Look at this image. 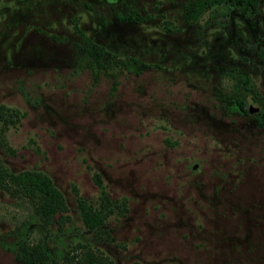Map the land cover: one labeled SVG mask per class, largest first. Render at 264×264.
<instances>
[{"label": "rangeland", "instance_id": "rangeland-1", "mask_svg": "<svg viewBox=\"0 0 264 264\" xmlns=\"http://www.w3.org/2000/svg\"><path fill=\"white\" fill-rule=\"evenodd\" d=\"M186 1L0 0V105L18 113L0 121V160L62 193L49 247L80 242L111 264H264V125L228 110L248 93L264 108V0L256 16L222 5L193 24ZM130 11L145 19L122 21ZM73 24L104 48L98 61ZM94 174L125 204L100 235L76 208L97 202ZM28 213L0 191V264H20L3 244Z\"/></svg>", "mask_w": 264, "mask_h": 264}, {"label": "trees", "instance_id": "trees-1", "mask_svg": "<svg viewBox=\"0 0 264 264\" xmlns=\"http://www.w3.org/2000/svg\"><path fill=\"white\" fill-rule=\"evenodd\" d=\"M259 2L260 0H187L182 5L181 16L186 23L193 24L204 10L222 5L237 8L242 13L249 12L250 16H255L260 13ZM120 19L139 23L145 17L140 16L136 11H130ZM213 20L216 23L219 21L216 17ZM73 29L82 41L80 50L92 57L94 61H98L105 53L104 48L91 41L76 24H73ZM257 54L263 56L262 48L258 49ZM233 78L237 88L243 84L252 89L246 75L235 74ZM229 110L239 114H245L247 111L241 99L232 102ZM17 117L16 111L0 105V121L3 124L13 122ZM256 122L259 126L264 124V110L256 117ZM93 180L100 188L97 202L91 204L83 198H77L76 208L86 232L100 235L106 233L103 228L105 219L114 212L123 213L125 204L111 200L107 196L98 174L93 175ZM0 191L25 203L29 209L24 222L14 228L13 241L10 244H3L6 250L13 252L20 264H111L102 253L96 250L94 252L88 245L80 242L70 244L68 249L48 246L49 236L60 233L59 218L64 216L68 208L62 193L47 175L32 169L12 172L0 160ZM54 223L58 225V228L57 231L51 232L50 227ZM33 231H36L38 236L31 240Z\"/></svg>", "mask_w": 264, "mask_h": 264}, {"label": "flooded vegetation", "instance_id": "flooded-vegetation-1", "mask_svg": "<svg viewBox=\"0 0 264 264\" xmlns=\"http://www.w3.org/2000/svg\"><path fill=\"white\" fill-rule=\"evenodd\" d=\"M258 15V14H257ZM256 16V15H255ZM256 48H260L258 45L256 46ZM257 57H258V60L260 61H264V57L261 56V55H258L257 54ZM247 76V75H246ZM241 87L243 88V90H247V91H254L253 89H250L248 87H245L243 84H240L238 86V88ZM244 103H245V108H246V113L245 114H251L253 117H254V123L257 125V122H256V117L261 115V112L264 110L263 106H261L259 104V102L256 101V96L255 95H252L250 93L246 94L245 95V98L242 100ZM234 102V101H233ZM232 104V103H231ZM231 104L228 106V110H229V107L231 106ZM230 111V110H229ZM230 112H233V111H230ZM236 113V112H234ZM239 114V113H238ZM264 125V124H263ZM261 125V126H263ZM258 127H260L259 125H257Z\"/></svg>", "mask_w": 264, "mask_h": 264}]
</instances>
